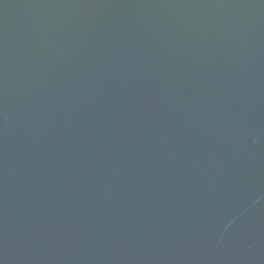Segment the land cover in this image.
Wrapping results in <instances>:
<instances>
[{"label": "water", "instance_id": "obj_1", "mask_svg": "<svg viewBox=\"0 0 264 264\" xmlns=\"http://www.w3.org/2000/svg\"><path fill=\"white\" fill-rule=\"evenodd\" d=\"M0 264H264V0H0Z\"/></svg>", "mask_w": 264, "mask_h": 264}]
</instances>
